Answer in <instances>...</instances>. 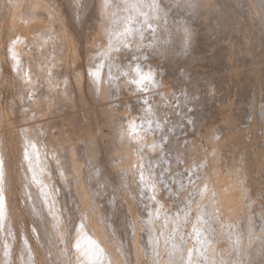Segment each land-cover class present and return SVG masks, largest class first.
<instances>
[{
  "label": "bare ground",
  "instance_id": "6f19581e",
  "mask_svg": "<svg viewBox=\"0 0 264 264\" xmlns=\"http://www.w3.org/2000/svg\"><path fill=\"white\" fill-rule=\"evenodd\" d=\"M50 1L51 2L48 3V2H46V0H0V8L5 7L8 4L10 6V8L12 9V14L14 16L12 18V21L14 23L17 22L18 17H20L21 20H23V18H25L26 21H28V23L30 25L32 23L36 27L39 24L36 22L40 21L41 15L42 16L47 15L49 17L48 25L50 24V26H46V28L44 27L43 30H40V31L37 30L36 32L39 33L38 36L36 37V39H33L34 42L30 43V44H33L34 46L36 45V47L38 46L37 52L42 51V50H40V46L46 45L47 43L45 41H47V39L49 38V34H47L48 37L46 38V33L44 32V30H47V29H50L51 27L56 26V28H58L57 30H58V34H59L58 38L61 41V44H60L59 48L57 49V51H50L49 53H45V54L43 53L44 55L49 54V60L44 59L45 61H43V63L46 65V68L43 65H40V64H42L41 63L42 60L37 61V59L35 58L36 56L34 57L35 54L27 53L23 49V43L25 42V40L27 38L25 36V32L20 33V31L18 30V33H16L17 34L16 39H13L10 41L9 46H10L11 50L9 49V52H8L9 68H10L11 72L13 73V77L15 78L16 83H17V92L15 95H17L19 97V99L21 98L22 100L26 99L25 98L26 88L28 86H30L32 88L31 83H28L30 81L25 82V76H24V68L25 67L27 68L26 69L27 70V73H26L27 76L26 77L29 76L33 80L34 79L33 77H35V75H37L36 73L40 72V74H41L42 71H43V73H46V71L51 72L52 69L54 68V66H57L59 64L60 60H62V58H63L62 57L63 54H66V53H63V51H62L63 54L60 57V53H61L60 51L62 50V48L65 49L66 51L69 50V47L71 48L72 59H75V57L78 55V52L82 46V44H81L82 39L78 34L79 33L78 16H79L80 11L81 12L91 11L92 12L93 17H92L91 21L94 24L96 23V25L100 28L98 30L101 32V36L100 35H98V36H99L100 40L103 41V43L110 45V47H112V48L119 47V49L121 51L123 50L126 53H129L132 55L136 52L137 49L141 48L142 42L144 41L143 37L145 35H147L148 30L150 28H152V30H151L152 39H151V41L148 40V42H149L148 48H150V50L153 51L154 53H156L157 55H161V56H165L167 54L169 55V54L174 52V53H179V54L180 53L181 54L187 53V57L188 56L192 57V54H194V53H192V46L197 45L198 41L201 39L200 38L198 40V38L200 37V36L198 37L199 31H198V28L193 25L194 23H192V20H187V19H183V18L177 22L174 20V18L171 15V12H170V5L168 4L169 1H167V0H109L107 7L105 6V0H60V1H62L61 4L59 2H57L58 0H50ZM171 1H172V4L179 2L178 5L179 4L184 5L187 12L191 14L189 16V17L192 16L191 19H196L198 17L202 21V18H204V17L206 18L208 16L209 17L211 16L210 17L211 20L209 19L211 21L210 27L214 31H216L218 33V35H217V37L215 35L214 38H211L210 40H208V45H210V47L213 48L215 46V44H217V41H219V40H217V38L219 37V34L221 32H223V30L230 31L229 32L230 35L233 36V38L230 37V40L227 38L228 40L226 39V41H227L226 43L224 42L225 40H221L222 38L221 39L219 38L220 39L219 42L224 44V45H222V47L220 46L221 51L219 53V56H223L224 60H226L228 62L227 67H226V70L228 71V74H229L228 81H230L231 79L232 80L234 79L236 81V83H234V84L230 83V84L234 85L233 86L234 88L237 87L239 92H241V90H243V89L246 90L247 97H246L245 103H246L247 107L243 111L242 116L245 119V122H247L248 127L246 125V129L243 130V133H244V139L251 138V142H252L254 140V136L256 135V126H260V127L264 126V105L259 104L260 106L256 107L257 102L260 101V98L264 95V0H171ZM177 3H176V5H177ZM172 7H173V5H172ZM55 9L58 12H55ZM227 17H230V18L228 19ZM226 19H228V20H226ZM203 20H208V19H203ZM42 21H45V20H42ZM202 23H203V21H202ZM45 24H46V22H45ZM207 24H209V23L207 22ZM149 25H150V27H149ZM126 27H129L132 29L131 34L125 33ZM206 27H209V25L208 26L206 25L205 28ZM202 30H203V28H202ZM206 30H207V28H206ZM100 32H99V34H100ZM201 33H203V32H201ZM225 33H226V31H225ZM227 35H229V34H227ZM207 37H209V35ZM97 39L98 38H96V40ZM93 40H95V38ZM204 40H206V38ZM202 41H203V39H202ZM202 41H201V44H202ZM99 42L97 44L101 43V42L100 43ZM206 42H205V45H206ZM103 43H101L100 45H102ZM126 45H127V47H126ZM208 45H206V46H208ZM93 47L94 46H91V45L87 46V44H85V49L87 51L92 50ZM43 48H45V46ZM45 50H47V49H45ZM216 50H218V49H216ZM197 52H198V50H197ZM41 54H42V52H41ZM211 54H213V53H211ZM211 54H210V56H211ZM215 55H216V52H215ZM182 56H184V55L182 54ZM210 56H209V59H210ZM38 57H39V54H38ZM206 57H208V56H206ZM218 59H221V58L218 57ZM47 61H49V62H47ZM103 64H104V62H102L101 65L99 64L100 66H97V67L95 66V68H92V66H91V68L87 70L88 71L87 72L88 77H87V81H86V86L88 88V92H89L88 94H90V96H91V101L93 102V105H95L96 106L95 108L98 109V110H96V113L100 112L98 114H100L101 118H102V122H100L101 120L98 121L97 119L94 118L96 125H98L97 121L100 122L98 126H101V127L107 126V129L109 128V132L107 131L108 134L106 135L107 141H105L104 139H100L96 133L93 135L86 133V137L84 140V146L82 147V149H79V150H81V152L84 153V154L82 153V155H84L83 160L86 158L85 163L88 162L87 163L88 165H85V168H86V166L92 167L90 174L93 176V178H95L94 175L98 176V174L100 173L101 168H102L101 165L103 166L104 161H105V159H104V161H102L104 158L103 157L104 155L102 156L103 158L100 157V154L102 153V151H105L107 154H109L107 162L113 168H114V164L117 163V161H118V160H116L117 158H119V161H120L121 160L120 158H122L121 155H126L128 152L132 153V151L134 149L136 150L135 153L139 156L141 163H144V161L150 160V151L151 150H153V151L159 150V153L163 154V157L168 159V160L169 159L177 160V159H182L185 157H188V158L191 157L193 164L198 165V174L201 176V177L200 176L199 177L202 180V182H201V180L199 179V181L201 182L200 184L201 185L204 184L206 186V190H205L206 192L205 193L208 194V195H206V199L203 200L201 205L197 202L200 205L199 208L197 206V210H199L197 213V218L199 220L198 225L195 223L196 224L195 227H197L198 239L195 241V243H193V245L191 244V246L183 247L184 245H182L183 243L181 244L180 241H179V243L175 242V239L177 236L173 235L174 237H171L170 240L167 241V243L164 246V249H162L163 251L161 253H159L160 256L156 255L158 253V251H157V253H155L156 258L153 257L154 260H152V259L151 260L154 262L153 264H217V262H218V264H225L227 261V258H225V256H223V255H219L218 257H216L214 254H212L213 252L210 248V246L213 244H211L209 246V240L213 236H215L217 233L220 232L219 234H221V231H222V226L219 224H218L219 226H217V222H218L217 220H219V219H217L218 216L221 215V217H222L221 220L223 221V219H224V223L234 226V228H235L234 229L235 230L234 235L237 237L235 240H238L240 242L242 238L247 239L250 237L253 238V236H257L253 233V231H252L253 229L251 227H249L247 229L248 225L252 226L250 223H247V225H246V223L243 224V222H246L247 218L248 219L250 218L248 216L249 215L248 213H250V212H247V211H250V209L247 210L248 208H250V206H248V208H247V205L245 204L246 201L248 200L247 199L248 194H246V190L248 187H247V184L245 183V181H246L245 177H244L245 179L243 180V177L235 175L236 173H238L235 171H240V169L245 166L244 164H242L243 159L239 162V159L235 160L232 157H229L228 153H225L227 147L233 145L238 140V138L240 137V134L237 132L236 129H234L235 128L234 124L232 123V125H229L227 121H226L227 123L224 124L221 121L223 124L213 127V125L211 126L210 121L208 123H205L204 119L199 114H197L195 112H193V113L189 112L193 117H192L191 123L189 122L188 125H190L191 128L197 129L198 133L202 137H204L208 141V143H210V144L212 143L211 147H209V150L207 149L201 154L200 153L201 151L199 152V150H201V149L196 148L194 144L191 145L189 143L187 145H184V144L182 145V143L179 140L169 138L170 136L166 131L164 133L165 135H163V136L167 137L169 140L167 139L168 140L167 144L163 145V143H162L163 141L161 142L158 138H156V135L154 136L150 133H152L151 131H153V133L155 132V134H156V132H161V134H163L162 132H164V129L167 126V121H168L167 115L169 113L174 114L176 110L180 109V107H177V106H176V108L169 106L170 108H167V109H164L163 107L162 108L159 107L162 104V102H165L166 98L168 97V92H167L168 90L166 91V89H170V88L165 89V88H163L164 86L162 87V81H163V80H161L162 78L158 77V74L155 72V68L151 67L150 65L149 66H142L141 64L135 63V65L133 64L132 67H130V68L124 66V70L127 69L130 73L128 72L129 73L128 75H124V76H126L124 79L122 78V80H120L121 79L120 78L119 80H117V79H115V77L117 78L116 75H118V74H113V72H112V67H114L113 66L114 62H113V64L107 63V65L109 64L108 66L106 64H105L106 66H103ZM117 64H119V63H117ZM102 66L106 67V68L102 69ZM115 66H116V64H115ZM137 66H139V69H140L142 74L148 73L149 71H151V73L153 75V81H152V83L147 85L145 92H147L146 90H148V88H150L148 91H150L151 88H154L155 89V95H152L153 93H149V94L147 93V95H145V93L140 94V91L138 90L139 87L136 84L132 83L133 80L138 79L137 73H136ZM97 69L100 70L99 77H95L93 75V73H95L97 71ZM44 70H46V71L44 72ZM124 72H126V71H124ZM126 74H127V72H126ZM41 76H42V74H41ZM37 78H38V76H37ZM80 78L81 77L77 74V78L75 79V91L71 90L70 85L68 84L67 80H65L64 83L59 82L60 85L61 84H63V85L57 86V88H56V86H55V88H53L54 86L49 84V86H48L49 88H47L48 90L45 89V91L41 92L38 95L36 101H34L30 104L32 107V110L30 112L31 114L28 117L27 121H31V123L26 124L24 122V121H26L25 118H22L24 120V121L22 120V122L25 124L18 125V127L16 128V132L13 131V132H15L14 138H13V136L8 137L7 133H5L7 131H4L5 128H4V130H2V127L0 128V225L5 224V226H6L5 230L8 229V231L7 230L6 231L9 232L10 229L11 230L14 229L15 223H17L16 221H18L20 218L22 219L23 213L26 210V212H29L28 214L32 215V217H33L32 219L36 218L38 220L35 225L33 224L34 227L36 228V229H34V230H36V235L35 234L33 235L30 232V236H32V238L34 237V239L38 240V241H35L33 239L35 242H40L41 241L40 239L42 238V236L46 237L52 231H54V233H55L52 236L57 235L58 239L59 238L61 239L58 241H62V239L66 238L68 234L71 236L72 248L74 250V252H73L74 253L73 254V263L74 264H123V257H122V251H121L123 248L120 250V248L117 246L120 244L115 243L117 241V239L115 238L114 233L111 232L112 235H114V236H112L111 234H109L110 233L108 231L109 229L106 230V228H108V226L104 228L102 226V224L101 225L99 224V226H98V224L96 225L94 223L95 221L92 222L97 214L94 215L95 217L92 215L94 218L92 217L93 219L91 218L92 219V221H91L89 219L91 217V214H90V217H89V215H87V213L91 212V211H89V209H88V212H86L87 209H84L86 204L84 207L82 206L83 204L82 205L79 204L80 206H82L80 209V206L78 205L79 202L77 200L76 201L78 203H76V206H79L78 209H80L83 212L82 214L87 218L82 217L83 215L81 217H78L77 219L75 217H73L72 212H74V211H72L73 208L70 205H71V203L74 202V200L71 201L70 203H68V201H67L68 198H66L65 195H63V193L60 190L62 186L64 189H65V187L69 188V186H68L69 182H67V180L72 178V176H73V175L71 176V174H70L71 177L66 180V177H69V173L72 172V174H73V170L75 173V172L79 171L78 169H77V171H75L76 168L80 169V167H77V164H78V163H76L77 160L73 159V157L75 158V156H76V155L73 156V153H74L73 148L74 147L70 148L73 145H71V146L69 145L70 147H68V145H67V147L70 149H68L66 146H65L66 148L62 147V149L54 148L55 145H53L54 146L53 147L52 143H50V145H48L47 142L46 143L42 142L40 140L38 134H37V130L39 129L37 126V122H40L44 118L48 117V114L50 113V110L52 109L51 103H55L57 105H64L66 102H70L71 111H72L71 115L67 118V121L70 123V124H68L70 131L68 133L66 132V137L68 135V138H69V136H74L77 134V132H75L76 130H74V125H75L76 121L78 123V115H76V113H75V108L81 107V109H87V107H88V106H84V105H75L77 103L73 104L74 98H77L78 101L81 102L86 97L82 93V86H83L82 84L83 83H82V80ZM43 79H46V77ZM210 79L211 78H209V77L208 78L202 77V79L198 78L197 80L190 82V84L192 85L191 90H189L188 87H186V89L184 90L185 91L184 100L185 99H189V100L193 99V102L191 103V107L196 103L197 100H199V97H197V96H199L198 87L201 84L205 85L206 93H207L209 100H211L213 98L214 93H213L212 83L210 82L211 81ZM29 80H31V79H29ZM49 80L51 81V79H49ZM232 80L230 82H232ZM39 81H41V79ZM43 81L44 80H42L41 82H43ZM45 83H47V82H45ZM50 83L53 84L54 82L51 81ZM128 85H130V91H129L130 95L131 94L133 95L134 90H135V95H133V96L131 95L130 100L136 99L138 101V104L136 103V101L133 102L134 100L129 101V102L130 103L131 102L136 103L139 106L141 113L144 114V116H146L145 117L146 121L140 123L141 124V126H140L136 122V120H135L136 118L135 119L133 118L131 121L128 122L127 127L125 128L122 126V124L116 123L114 121L115 117H116V114H115L116 110L114 111V110H111L108 108L109 105H111L113 102L112 103L110 102V104L108 105V103H106V101H107L108 97L111 99L113 98L112 93L116 92L118 88H122V87L129 88ZM231 85H230V87L232 88ZM43 86L44 87L46 86L44 84V82H43ZM122 90H124V89L122 88ZM137 90L139 91V93L138 92L136 93ZM123 92H120V94ZM127 92H126V95H127ZM234 92H235V90H234ZM150 94H151V96H149ZM161 94L163 97L159 98V95H161ZM110 95H111V97H110ZM126 95L124 97H126ZM90 96H89V99H90ZM127 98H128V95H127ZM140 99L141 100L144 99L145 101H147V103H145L144 100L141 101ZM178 100L181 101V98H178ZM110 101H112V100H110ZM33 103H35V105ZM127 104H128V101H127ZM214 104H217V102H215ZM88 105H89V103H88ZM90 105H92V104H90ZM107 105H108V107H107ZM135 106H133L134 109H135ZM55 107H57V106H55ZM158 108H160V110H158ZM129 109H128V111H129ZM89 110H90V108H89ZM132 111H133V108L130 110L131 114H132ZM51 113H53V112H51ZM190 114H188V116H190ZM21 115L22 114H20V116ZM118 115H120V114H118ZM53 116H54V113H53ZM57 116H59V115H57ZM52 117H49V118L51 119ZM98 117H99V115H98ZM134 117H136V116H134ZM189 118H191V117H189ZM129 119H130V117H129ZM230 119H231V117H230ZM142 120L143 119L141 118V121ZM2 121H3V119H2ZM2 121H1V113H0V126L2 125L1 124ZM47 121H48V119H47ZM184 122H186V121H184ZM40 123H42V122H40ZM133 123H135V126H136L135 131H133L130 127V125ZM83 126H85L84 128L87 130L88 124L87 125L83 124ZM43 127H44V125H43ZM78 128H81V130L83 131V128L81 126ZM14 129L15 128H13V130ZM78 132H80V129ZM220 132L223 133V135L221 134L222 135L221 138L219 135ZM64 133H65V131H64ZM147 133H149L150 135H147ZM216 133H217V135H216ZM157 134H159V133H157ZM10 135H13V134H10ZM61 135L63 136L64 134L61 133ZM215 135H216V137H215ZM218 135H219V138L217 137ZM52 140L53 139H51V141L50 140L49 141L52 142ZM59 140H61V139H59ZM65 140H66V138L64 139V141ZM58 142H61V141H58ZM53 143H56V142L54 141ZM57 145L59 146V144H56V147H58ZM60 146H62L61 143H60ZM194 148H196V150H194ZM234 148L236 149V147H234ZM131 149H133V150L131 151ZM186 149H189V151L186 152L185 151ZM74 150L77 151L78 148H76ZM167 152H168V156L166 155ZM127 155H128V157L127 156H124V157L125 158L127 157V160H128L130 156H129V154H127ZM68 156H70V158H69L70 161L67 158ZM14 157H17L19 162H17L14 159ZM105 158H106V156H105ZM230 159H233V160H230ZM124 160L122 159L121 161L123 162ZM225 160H230L231 161L230 164H227V163L225 164ZM124 162H126V161H124ZM128 162L130 165V161H128ZM128 162H126V164H128ZM221 162L224 163V166H223V163H221ZM232 162H233V164H232ZM254 162H258V160L255 159ZM79 163H81V162H79ZM123 164H125V163H123ZM123 164H121V165H123ZM126 164H125L126 167L125 166L124 167L126 168V170H129V167ZM79 165L83 166V163L79 164ZM118 166H119V164H118ZM118 166H116V167H118ZM104 167L102 168L103 172H104ZM119 167H122V166H119ZM119 167H118V169H120V171L123 170ZM224 167H226V168H224ZM234 167H235V170H234ZM126 170H125V173H126ZM83 171H84V169H83ZM135 171H136V169H135ZM122 172L124 173V170ZM234 172H235V174H234ZM123 173H122V175H123L122 178L125 176ZM127 173H130V172H127ZM150 173H151L150 171H147V169H143V168L140 171V181H138V182L135 181V183L137 182L136 183L137 184L136 185L137 193H139V194L141 193V190H140L141 187L147 188L146 191L153 188L152 187V186H154L153 181H152L153 177L150 175ZM104 174H106V173H104ZM76 175L74 177L78 178L80 174L78 175V177ZM85 175L86 174H83V176H85ZM89 175H87V176H89ZM91 175H90V177H91ZM108 175L110 176V174H108ZM142 175H143V179H142ZM241 175H242V173H241ZM55 176L58 178V180H59L58 182L55 181L57 178L54 180ZM129 177H130V175H129ZM108 178H110V177H108ZM74 179L72 178V180H74ZM106 179H107V176H106ZM123 179H125V178H123ZM127 179H128V177L126 178V180ZM76 180H80V178L76 179ZM110 180H111V178H110ZM126 180H124V181H126ZM153 180H154V178H153ZM87 181L88 180H86V182ZM101 181H103V180H101ZM131 182H129V183L132 184ZM154 182L156 183V181H154ZM76 183L78 184V182H76ZM83 183H84V181H83ZM129 183H127V184L125 183V184L128 185ZM90 184H92V183H90ZM97 184L101 185V183H99V181ZM87 185H88V183H87ZM87 185L85 184V186H87ZM100 185L98 186L97 189H96L95 185L93 186V188L96 189V193L97 192L98 193L104 192L103 189H101ZM110 185H111V183H110ZM116 185H118V184H116ZM122 185H123V183H122ZM71 186H72V184H71ZM81 186L82 185H79V187L81 189H83V187H81ZM113 186L114 185H112L111 187H113ZM125 186H124V188H125ZM55 187L60 188L59 189L60 191H56ZM63 188H62V190L66 191ZM76 188H77V186H76ZM80 188H77V190L79 191ZM89 188H91V187H89ZM126 188H127V186H126ZM95 189H90L89 191L95 190ZM127 189H129L128 190V193H129V191H131L129 188V185H128ZM132 189H134V188H132ZM236 189H238V191H240V192H237ZM74 190L75 189H73V191ZM86 190L87 189L84 188L82 191H86ZM142 190H144V189H142ZM73 191L70 194L77 195V197L75 196L76 199L82 200V198H84L83 199L84 202L83 201L82 202L83 203L87 202V201L85 202V198H86L85 194H82L83 196H81L82 198H80V197H78V195H79L78 191H77L78 194L77 193L75 194L74 193L75 191L74 192ZM150 191L151 190H149L148 192H150ZM119 192H120V190H119ZM144 192H142L143 194L142 193L141 194L145 195ZM18 193L21 196L20 199L22 200V202L24 201L23 202L24 207H25L24 209H21L20 204L17 203L15 200V196ZM66 193H67V191H66ZM81 193H80V195H81ZM91 193H93V192L91 191ZM94 193L92 196H94ZM109 193H110V191L108 192V195H109ZM117 193H116V195H117ZM128 193H127V195H129L133 192L131 191V193H129V194ZM104 194H105V192H104ZM104 194L103 195L101 194V195L104 196ZM152 194L150 193V195H149V193H148L147 195H149L151 197ZM86 195L89 196V201H94V199L90 200V198H92V196L89 195V193H86ZM96 195H99V194H96ZM108 195H107V198H108ZM110 195H111V193H110ZM124 195H125V193H124ZM136 195L137 194L135 192V196ZM138 195H137V197H138ZM246 195H247V198H246L247 200L245 199ZM67 196H69V195H67ZM70 196H72V195H70ZM115 196L113 198L117 197V196L116 197ZM129 196L131 197V195H129ZM155 196L156 195H154V197ZM128 197L126 196V198H128ZM156 197H158V196H156ZM100 198H102V197H99V201H101ZM110 198H111V196H110ZM110 198H108V200H106V199L105 200L108 201V203H110L109 202ZM121 198H123V197H121ZM126 198H124V199H126ZM162 198H164V197H162ZM124 199H123V202H124ZM150 199H152V198H150ZM180 199H182V198H180ZM106 201H104V202H106ZM114 201H115V199H114ZM127 201H128V199H127ZM127 201H125V202H127ZM159 201L160 200H158L156 202H159ZM96 202L98 203V201H96ZM131 202H129V203L131 204V207H132V203L134 205L135 201L132 203ZM137 202H138V200H137ZM156 202L155 203L153 202L154 203L153 207H155ZM248 202L250 203V200H248ZM90 204H92V203H90ZM112 204H110V205H112ZM130 204H128V205H130ZM95 205H97V204H95ZM106 205L107 204H105V206ZM128 205H126V207H128ZM76 206L74 205L73 207H76ZM124 206H125V204H124ZM146 206H147V204H146ZM150 206L152 207V204H150ZM93 207H95V206L93 205L92 208ZM99 207H100V205H99ZM99 207H98V209H99ZM126 207L124 208L125 210H126ZM165 207H163V208H165ZM193 207H195V206H193ZM76 208L74 209L75 211H76ZM129 208L130 207H128V209L126 211L130 210ZM104 209H106V208H104ZM113 209H115V208L113 207ZM132 209H131V211H132ZM140 209L138 211L139 213L142 212V210L140 211ZM215 209H216V211L214 212ZM93 210L94 211L96 210V212H98V210L95 208L92 209V212H93ZM197 210H196V212H197ZM81 211H80V213H81ZM121 211H122V209H121ZM135 211L133 212L134 215L136 213ZM100 212H102V211H100ZM105 212H106V210H105ZM153 212H155V211H152V213L149 215V217L147 215L148 219H147V221H145L146 219L144 220L145 224L142 223V225H145V232H144V235L142 236V238L140 239V241L138 240L139 243L132 241V242L136 243V244L135 243L134 244L138 247V249L136 248V246H134L133 243L130 247L126 246L127 247L126 252H128V250H129L128 248H131V247L136 248V249L132 248L133 252H134V254H133L134 259L136 257L135 254L138 256V255H141L142 253H146L147 251L150 252V250L153 248H154V251L153 250H151V251L155 252L156 251V249H155V244H156L155 237L158 234H161V236H163V238H164V236L166 237V232L168 229H176L177 230V228L181 225L183 217H184L183 212H179L175 216L173 214H172V216L169 215V216H167V219L163 218L164 220H166L165 224H164V228H160L158 226L160 229H157L156 228L157 226L154 225L155 224V222H154L155 221L154 220L155 215ZM157 212H158L157 214H159V211H157ZM110 213H112V212H110ZM115 213H117V211ZM192 213H194V212H192ZM93 214H94V212H93ZM98 214H99V216L97 215L98 217H96L95 220H98V218L101 216L99 212H98ZM122 214H124V213H122ZM125 214L129 216V214L131 215L132 213L128 212V214H127V212H126ZM109 215H111V214H109ZM114 215H111V216H114ZM76 216H78V215H76ZM191 216H192V214H191ZM29 217H30V215H29ZM133 217L131 216V219H130L131 221L135 220V219H133ZM74 218L76 219L75 222H73ZM110 218L111 217H109V219ZM245 218H246V220L244 221ZM157 219H158V216H157ZM47 220H49L51 222V226L46 225ZM110 221H112V220H110ZM184 221H185V219H184ZM248 221L250 222V220H248ZM31 222H32V220H31ZM100 222L102 223V220ZM103 222H105V221H103ZM114 222H116V221L114 220ZM132 222H134V221H132ZM96 223H98V222L96 221ZM110 223H112V222H110ZM262 224H264V223H262ZM49 225H50V223H49ZM133 225L137 226V223L132 224V226ZM142 225L141 226L139 225L140 226L139 229L142 228ZM156 225H158V224H156ZM115 226H117V223H116V225H114V227ZM125 226H128V225L126 224ZM130 226H131V224H130ZM132 226H131V229H132ZM110 227H112V226H110ZM119 227H120V225H119ZM243 227H244V229L246 227L247 231H245L243 229ZM134 228H133V230H135ZM136 228H138V227H136ZM139 229L137 230L138 232H139ZM194 229H196V228H194ZM223 229H224V227H223ZM14 230H16V228ZM34 230L32 231L33 233H34ZM16 231L14 232V234L16 233ZM19 232H21V231H19ZM23 232H24V230H23ZM23 232H21V235L23 236V240L21 241V243L18 241L20 245L17 243L16 244L18 245L19 248H22V252L24 251V252H26V254L23 257L20 255L22 258H21V260H18V261L20 262V264H25V262L27 264L29 262L31 263V258H32V261H34V259H36L39 255L36 254V251H35L36 249L34 247L32 248V246L35 242L33 241L34 243L31 244L32 241L29 240V237L27 235L29 232L28 231H25L28 233H23ZM136 232L134 231V235H136L135 234ZM228 232H230V231H228ZM123 233H124V231H123ZM170 233H171V231H170ZM186 233H188V232H186ZM131 234H129L128 236H130ZM245 234L248 237L247 236L244 237ZM167 235H169V234L167 233ZM249 235H250V237H249ZM16 237L18 238V236H16ZM110 237H111V239L112 238L116 239V241L113 240V241H115L114 243L116 244V246L113 245L114 243L111 241ZM120 237H121V234H120ZM120 237L118 235L117 238L120 239ZM5 238H4V240H7L6 243L5 244L1 243L2 246L4 245L3 248H1V249H3V251H1V253L3 252L2 253L3 256L1 254L2 257H0V258H2L1 263L2 264H11L9 259H10V256L12 254H10V251H11V246H12L11 244H13L14 241L12 240L13 239L12 237L8 236L7 239H5ZM129 238L130 237H128V239ZM133 238H134V236L132 237V239ZM219 238H220V236H219ZM219 238H217V239H219ZM251 238L248 239L250 241V243H252ZM68 239H70V238H68ZM167 239H168V237H167ZM214 239H216V237ZM245 239H242V240H245ZM14 240H16L15 242H17L16 238ZM51 240H53V239H51ZM51 240H49V241L51 242ZM129 240H131V238ZM134 240H136V239H134ZM120 241H118L117 243H119ZM128 241H126V243ZM48 242H46V243H48ZM53 242H54V240H53ZM53 242L49 243V244H53ZM239 242H238V244H239ZM241 242L246 243V241H241ZM241 242H240V244H241ZM56 243H58V242H56ZM224 243H226V241ZM121 244H124V243H121ZM130 244H131V242H130ZM77 245H79V247H77ZM38 246L42 247L41 245H38ZM66 246L68 247V245H66ZM123 246L124 245H122V247ZM159 246H161V245H159ZM221 246H224V245H221ZM243 246L244 245H242V248H243ZM35 247L37 248V246H35ZM39 247H38L37 251H39ZM50 247H52V245ZM114 247L115 248L118 247L117 249H119L120 252H119V250H117L118 251L117 252ZM234 247L237 248L236 246H234ZM252 247L254 248V250H251V249H253V248H251L250 249L251 253H250V251L249 252L247 251V253H250L251 259L254 257L253 255H256L257 253H259V249L257 247H255V246H252ZM47 248L48 247L46 246V248H44L43 251H45V249L47 250ZM60 248L59 249L62 251V253H64V256H65L66 252H63L64 250H62V247H60ZM242 248H240V246H239V249H240L239 251L245 250V247L243 249ZM246 248H248V247L246 246ZM55 249H52V251L54 252ZM132 249H130V250H132ZM223 249L224 248H222L221 250H223ZM225 249H226V247H225ZM56 250H58V249H56ZM248 250H249V248H248ZM66 251H68V250H66ZM45 252H48V251H45ZM133 252L130 251V254ZM242 252H244V251H242ZM54 253H56V252H54ZM245 253H246V251H245ZM34 254H36L35 256H37V255L38 256L33 259L32 256ZM41 254H42V252L40 253V255ZM68 254H70V253H68ZM128 254L129 253H127L126 256ZM189 254H191L192 257L189 256ZM45 255H46V253H45ZM58 255H60V254H58ZM194 255L196 256L195 258L193 257ZM41 256H43V254ZM157 256H159V257L157 258ZM53 257H56V256H53ZM127 257L126 258L124 257V258L127 259ZM171 257H172V259H171ZM188 258H190V261L188 260ZM192 258H194L195 261H194V259L192 260ZM136 259H137V257H136ZM157 259H158V261H157ZM38 260H39V258H38ZM61 260H62V257H61ZM139 260H140V258H139ZM151 260H149V262ZM63 261H65V258L63 259ZM63 261H62V263L64 264ZM126 261H129V258ZM239 261H238V263H241V260H239ZM14 262H15V260H14ZM37 262H39V261H37ZM37 262H35V264ZM41 262L43 263V261H41ZM133 262H135V261H133ZM191 262H194V263H191ZM16 263L18 264V262H16ZM13 264H15V263H13ZM60 264H61V262H60ZM229 264H231V263H229Z\"/></svg>",
  "mask_w": 264,
  "mask_h": 264
},
{
  "label": "rangeland",
  "instance_id": "374dc122",
  "mask_svg": "<svg viewBox=\"0 0 264 264\" xmlns=\"http://www.w3.org/2000/svg\"><path fill=\"white\" fill-rule=\"evenodd\" d=\"M167 1H169L168 4L170 5V12H171L172 17L174 18V20L176 22L177 21H180L182 18L183 19H187V20H192V23H194L193 25L198 28V31H199L198 32V37L200 36L198 38V40L200 38L201 39L198 41V44L197 45H195V46L193 45L192 46V53H194V54H192V57H189V56L187 57V53H182L184 55V56H182L181 53L179 54V53H174V52H173L174 54L171 53L169 55L167 54L165 56H161V55H157L156 53H154L153 51H151L150 48H148V43H149L148 40L151 41V39H152V32H151L152 28H150L148 30L147 35H145L143 37V40L144 41L142 42L141 48L137 49L136 52L134 51L135 53L133 55L132 54H129V53H126L123 50L121 51L119 49V47L112 48V47H110V45H107V44L103 43L102 40H100V38L98 36V35L101 36V32L98 30L100 28L96 25V23L94 24L91 21L92 20V17H93L92 16V12L91 11H89V12H84V11L81 12L80 11L79 16H78V21H79V33L78 34H79V36L82 39L81 40L82 46H81V48H80V50L78 52V55L75 57V59H72L71 48L69 47V50L68 51H66L65 49L62 48V50L60 51L61 52L60 53V57L62 56L63 53H66V54H63L62 57L63 58L65 56L66 57L64 59L62 58V60H60L59 64L57 66H54V68L52 69L51 72H47L46 70H44V72L46 71V73H43V71H42L41 72L42 76H41L40 72L36 73L37 75H35V77H33L34 78L33 80L29 76L26 77L27 76L26 75V73H27V70L26 69L27 68L25 67L24 68L25 82L30 81L28 83H31V86H32V88L30 86H28L26 88V95H25V98L26 99H24L25 101L22 100L21 98L19 99V97L17 95H15L16 92H17V83H16L15 78L13 77V73L11 72V70L9 68V59H8V52H9V49H10V46H9L10 45V41L13 40V39H16V35H17L16 33H18V30L20 31V33H24L25 32V36L27 38H26L25 42L23 43V49L27 53L35 54L34 57L36 56L35 58L37 59V61L38 60H42V62H41L42 64H40V65H43L46 68V65L43 63V61L49 60V54L48 55L46 54L48 57L46 55H44V54L45 53H49L50 51H57V49L59 48V46L61 44V41L58 38V35H59L58 34V30H57L58 28H56V26H54V27H51L50 29L44 30V32L46 33V38L48 37L47 34H49V38L47 39V41H45L47 43L46 44L47 46L44 45L45 48H43L44 46H40V50H42V51L37 52L38 46L36 47V45L34 46L33 44H30V43L34 42L33 39H36V37L38 36L39 33L36 32L37 30L40 31V30H43L44 27L46 28V26H50V24L48 25V23H49L48 22L49 17L47 15L46 16H44V15L42 16L41 15L40 16V21L39 22H36V23H39V24L35 27L34 24L31 23V25H30L28 23V21H26L25 18H23V20H21L20 17H18L17 22L14 23L12 21V18L14 17L13 14H12V9L10 8V6L8 4L5 7L0 8V113H1V121L3 119V121L1 122L2 125L0 126V128L2 127V130H4V128H5L4 131H7L5 133H7L8 137L13 136V138H14L15 137L16 128L18 127V125H23L25 123L26 124L31 123V121H27L28 120V117L31 114L30 112L32 110V107H31L30 104L32 102L36 101L38 95L41 92L45 91V89L49 88L48 87L49 84L50 85H53L54 86L53 88H55V86L57 88V86L63 85V84L60 85L59 82L60 83L61 82L64 83L65 80H67L68 84L70 85L71 90L72 91L73 90L75 91V79L77 78V74H78L81 77L80 79L82 80V83H83L82 84L83 85L82 86V93L86 97L81 102L78 101L77 98H74L73 104L77 103L75 105H84V106H88V107H87V109H81V107H76L75 108V113H76V115H78V123L76 121V123L74 125V130H76L75 132H77V134L74 135V136H69V138H68V135L66 137V132L68 133L70 131V128H69V125H68L70 123L67 121V118L72 113L70 102H66L64 105H57L55 103H51L52 104V107H51L52 109L50 110V113L53 112L54 113V116H53V113H51L52 115L49 113L50 115L48 114V117H46L42 121H40L42 123L37 122V126L39 128L37 130V134H38L40 140L42 142H44V143L47 142L48 145H50V143H52V146L55 145V147L53 146L54 148H60V149H62V147L63 148H66L67 145H68V147H70L71 145H73V146L70 147V148H73L74 147L73 148V152H74L73 153V156H75V155L76 156H75V158L73 157V159L77 160L76 161V163H78L77 164V167H80V169L79 168H76V170H75V171H77V169H78L79 171H77V172L74 173V170H73V174L71 172V173H69V177H66V180L68 178H70L72 175H73L72 178L73 179L75 178L74 180H72V178H70L71 180L70 179L67 180V182H69L68 183L69 184L68 185L69 188L68 187L67 188L65 187V189H64L63 186H62L61 189H60V188H56L55 187L56 188V191H60L61 190V192L63 193V195H65V197L68 198L67 199L68 203H70L71 201L74 200V202L71 203L70 206L73 208L72 209V211H74V212H72L73 213V217H75L76 219L78 217H81L83 215L82 214L83 212L80 209H81L82 206L84 207L85 204H86V206L88 205L87 206L88 208L86 206L84 207V209H87L86 212H88V209H89V211L92 212V209L93 208H95V209L98 210V212L101 215L98 218L99 221L98 220H95L96 217L99 216V214H98V212H96V210L95 211L93 210L94 214H93V212L92 213L91 212H88L87 215H89V217H90V214H91V217L90 218L88 217V218L92 221V219L95 217L94 215L97 214L98 216L96 215V217L93 219L92 222L95 221L94 223L96 225L98 224V226H99V224L100 225L102 224V226L104 228L108 226V228H106V230L109 229L108 230L110 232L109 234L112 235V233H114L115 238L117 239V241H116L115 238L114 239L113 238L111 239V237L114 236V235H112V236L110 235L111 236L110 239H111V241L113 243L116 241L115 242L116 244H120V245H117L120 248V250L123 248L121 250L122 251V257H123V264H132V263L133 264H153L154 262L152 260H154V258H156L155 253H157V251H158V253L156 255H159L160 256L159 253H161L163 251L162 249H164L165 244L167 243L168 240H170L171 237L177 236L176 239H175V242H178L179 243V241H180L181 244L183 243L182 244V245H184L183 247L191 246V244L193 245V243H195V241L198 239V237H197V234H198L197 233V227H195L196 224L198 225V221H199L198 218H197V213L199 211V210H197V206L199 208L200 205H201V203L203 202V200L206 199V195H208L207 193H205L206 192L205 191L206 190V186L204 184H202V185L200 184L202 182V180L200 178L201 176L198 174V165H194L193 164V162L191 160L192 159L191 157H189V158L188 157H185V158L177 159V160H171V159H169L170 160L169 161L168 159H166V158L163 157V154H160L159 153V150H154V151L151 150L150 151V160L144 161V163H141V160H140L139 156L135 153L136 150L135 149L134 150L131 149V151L133 150L132 153H129V152L127 153L130 156L129 157L130 160L129 159L127 160V157H128L127 154L126 155H121L122 158H120L121 160L122 159L123 160L125 159L124 161H126V162L130 161V165H129V162H128V164H126V162H124V161L122 162L121 160L119 161V158H117L116 160H118V161H117V163H115L116 165L114 164V168H113L107 162L108 157H109L108 156L109 154H107L105 151H102V153L100 154V157H102L104 155L103 156L104 158L102 157L103 158L102 161H104V159H105V161L107 163L104 161L103 166L101 165L102 163L100 164L102 168L105 166L104 167V172H103V169L101 168V171L98 174V176L97 175H94L95 178H93V176L90 174L92 167L86 166V168H85V165H88L87 164L88 162L86 161L87 163H85L86 158L83 160V158H84V155H82L83 152H81V150H79V149H82V147L84 146V140H85V137H86V133H88L90 135H93V134L96 133L100 139H104L105 141H107V139H106L107 136L106 135L109 132V128L107 129V126H105V127L98 126L99 123L102 122V118H101V115L98 114L100 112H97L96 113V110H98V109L95 108L96 106L93 105V102L91 101V96H90V94H88L89 92H88V88L86 86V81H87V77H88V75H87V72L88 71L87 70L90 69L91 66H92V68H95V66L96 67L97 66H100L102 64V62H104L103 66H106L107 63L113 64V62H114V64H113L114 67H112V72H113V74H118V75H116L117 78L115 77V79L119 80L121 78L120 80H122V78L124 79L126 77L124 75H128L130 73L127 69L124 70V66L130 68V67H132L133 64L135 65V63L136 64L137 63L138 64H141L142 66H149L150 65L151 67L155 68V72L158 74V77L162 78L161 79V80H163L162 81V87L164 86L163 88H165V89L166 88H170V89H166V91L168 90L167 91L168 92V97L166 98L165 102H162V104L159 107H161V108L163 107L164 109H167V108H170V107L176 108V106L177 107H180V109L176 110L174 114L173 113H169L167 115V120H168L167 121V126L164 129V132H162L163 134H161V132H156V134H155V132L153 133V131H151L152 133H150V134H152L154 136L156 135V138H158L161 142L163 141L162 142L163 145H166L167 142H168V140H169L167 137H164L163 136V135H165L164 133L166 131L169 134V136H170L169 138L179 140L182 143V145L183 144L184 145H187L189 143L191 145L194 144L196 148L201 149V150H199V152L201 151L200 152L201 154L205 150H207V149L209 150V147H211V144L212 143L211 144L208 143V141L198 133L197 129L191 128V126L188 125L189 122L191 123V120H192V117H193L190 113H193V112H195V113L199 114L200 116H202V118L204 119V122L205 123H208L210 121L211 122V126L213 125V127H215L217 125L219 126V125H221L223 123L225 124L227 122H228L229 125H232V123H233L234 124V127H235L234 129H236L237 132L240 134V137L238 138V140L233 145L227 147L225 153H228V156L229 157H232L235 160L239 159V162L243 159L242 164H244L245 166L243 168H241L240 171H235V172H238V173L235 174V172H234L235 175L240 176V177H243V180L246 178L245 183L247 184V187H248L247 190H246V194H248V198H247V195H246L245 196V199L247 198L248 200H250V203L246 199L247 201H246L245 204L247 205V208H248V206H250V208L247 209V210L250 209V211H247V212H250V213H248L249 214L248 216L250 218L248 219L246 217L247 220L245 218L244 221L246 220V222H243V224L246 223V225H247V223H250L252 226L248 225L247 226V229L249 227H251L253 229L252 230L253 233L255 235H257V236H253V238H251L250 235H249V237L251 238L252 243H250V241L248 240L250 238H247V239L242 238V239H245V240H242L241 239V241H246V243L244 242L246 245L244 243H242L241 241H240L241 242V244H240V242L238 240H235L237 237L234 235V232H235L234 226L233 225H230V224L224 223V219L222 221L221 220L222 217L220 215L217 218V219H219V220H217L219 222V223L217 222V226H219V225L222 226L221 234H219L220 233L219 232L215 236H213L209 240V246L211 244H213V245L210 246V248H211V250L213 252L212 254H214L216 257H218L219 255H223V256H225V258H227V261H226L225 264H229V263H231V264H243V263L244 264H253V263L254 264H264V224H262V223H264V126L263 127L256 126V135L254 136V140L252 142H251V138L244 139L243 130L246 129V125L248 127V124H247V122H245V119L243 118L242 113H243V111L247 107L246 106V103H245V100H246V97H247V93H246V90H244V89L241 90V92H239L238 89H237V87H235L236 88L235 89L233 87L234 85H231L232 83L233 84L236 83V81L234 79L233 80L231 79L232 82H230L231 80L228 81L229 74H228V71L226 70V67H227L228 62L226 60H224L223 56H219V53L221 51L220 48L222 47V45H224V44H222V43L219 42L220 39L222 38L221 40H225L224 42L226 43L227 42L226 39L228 38L230 40V37L233 38V36L230 35V33H229L230 31L223 30V32H221V33L219 32L220 34H219V37L217 38V40H219V41H217V44H215V46L213 48L210 47V45H208V40H210L211 38H214L215 35H216V37L218 35V33L216 31H214L210 27V24H211V21H210L211 18L210 17L211 16L210 17L208 16L206 18L205 17L202 18V21H203V23H202L201 19L198 18V17L196 18L197 20L196 19H191L192 16L189 17L191 14L187 12V10L184 7V5H181V4L178 5L179 2L178 3L176 2L177 5H176V3L172 4V1L171 0H167ZM46 2L50 3L51 1L50 0H48V1L46 0ZM57 2H59L60 4L62 3V1H60V0H58ZM172 5H173L174 8L172 7ZM55 12H58V11L55 9ZM227 18L229 19L230 17H227ZM41 19L42 20H45V21H42ZM203 19H208V20H203ZM228 19H226V20H228ZM45 22H46L47 25L45 24ZM207 22L209 24H207ZM206 25L207 26L209 25V27H206L207 30L205 28ZM202 28H203V30H202ZM225 31H226V33H225ZM99 32H100V34H99ZM201 32H203L204 34L201 33ZM227 34H229V35H227ZM208 35H209V37H207ZM94 38H95V40H96V38H98L96 40L97 42L95 40H93ZM205 38H206V40H204ZM202 39H203V41H202ZM98 40L101 43H103V44L100 45L101 43ZM201 41H202V44H201ZM204 41L205 42L207 41L206 42V45H208V46L205 45V42ZM98 42L100 44H97ZM85 44H87V46L91 45V46H94V47L92 48V50L87 51L85 49ZM126 47H127V45H126ZM215 48L218 49V50H216ZM45 49H47V50H45ZM197 50H198V52H197ZM213 50L214 51L216 50L215 51L216 52V55H215V52ZM62 51H63V53H62ZM41 52H42V54H41ZM211 53H213V54H211ZM38 54H39V57L41 56L40 58L38 57ZM210 54H211V56H210ZM206 56H208V57H206ZM209 56H210V59H209ZM218 57H220L221 59H218ZM47 62H49V61H47ZM117 63H119V64H117ZM115 64H116V66H115ZM103 66H102V69H105L106 67H103ZM124 71H126L127 74ZM37 76H38V78H37ZM201 76L204 77V78H206V77L207 78L208 77L211 78L210 79L211 80L210 82L212 83V89H213V93H214L213 94V98L211 100H209V98L207 96V93H206V87H205L204 84H201L198 87L199 96H197V97H199V100H197L196 103L191 107V103L193 102V99H191V100L185 99L184 100V95H185V91L184 90L186 89V87H188V89L191 90V86L192 85L190 84V82L191 81H195L198 78L202 79ZM45 77H46V79H43ZM29 79H31V80H29ZM40 79H41V81L44 80L43 82L46 85L45 87L43 86V82L39 81ZM49 79H51V81H53L54 83L53 84L50 83L51 81ZM45 82H47V83H45ZM229 84L232 86V88L230 87ZM128 87L129 88L122 87L124 90H122V88H118L117 91L115 90L116 92H113L112 93L113 95L111 94L113 98L111 99V98L108 97V99L106 101V103H108V105L110 104V102L111 103L113 102L111 105H109V107L107 105V107L109 109H111V110H114V111L116 110L115 111V114H116V117L117 118L115 117V120L114 121L116 123L122 124V126L125 127V128L127 127L128 122L131 121L133 118L134 119L136 118L135 120L138 123V125H140V126H141L140 123L146 121L145 120V117L146 116H144V114L141 113V110H140L139 106L137 105L138 104V101L136 99H133L134 101L132 99L130 100L132 94L131 95L129 94L130 93L129 92L130 91V85H128ZM149 89L150 88H148V90ZM233 89L235 90V92H234ZM138 90H139V88H138ZM138 90L136 91V93L137 92L139 93ZM148 90H146L147 92H145V90L142 91V92L140 91V94H144L145 93V95H147V93L148 94L149 93H153L152 95H155V89L154 88H151L152 91L151 90L148 91ZM120 92H123V93L120 94ZM126 92H127V95H128V98L129 99L127 98ZM88 95L90 96V99H89V96ZM111 95H110V97H111ZM125 95H126V97H124ZM133 95H135V90H134V94ZM149 96H151V94ZM162 97H163L162 94L159 95V98H162ZM178 98H181V101L178 100ZM110 100H112V101H110ZM143 100L144 99H142L141 101H143ZM127 101H128V104H127ZM129 101H133V102L136 101L137 104L136 103H133V102L130 103ZM215 102H217V104H214ZM88 103H89V105H88ZM33 104L35 105V103H33ZM90 104H92V105H90ZM259 104L260 105H264V95L260 98V101L257 102V106L256 107L260 106ZM55 106H57V107H55ZM133 106H135V109H134ZM89 108H90V110H89ZM132 108H133V111L134 110L135 111L134 112L132 111V114H131L130 110ZM128 109H129V111H128ZM158 110H160V108H158ZM20 114H22V115L20 116ZM118 114H120V115H118ZM188 114H190V116H188ZM57 115H59V116H57ZM98 115H99V117H98ZM134 116H136V117H134ZM49 117H52V118L50 119ZM129 117H130V119H129ZM189 117H191V118H189ZM230 117H231L232 120L230 119ZM22 118H25V120L27 122L24 121ZM94 118L97 119L98 121L101 120L100 122L97 121L98 125H96V122H95ZM141 118L143 119L142 121H141ZM47 119H48V121H47ZM22 120L25 123H23ZM184 121H186V122H184ZM42 124L44 125V127H43ZM83 124L84 125H87L88 124L87 130L84 128L85 126H83ZM80 126L83 128V131L81 130V128H78ZM13 128H15V129L13 130ZM79 129H80V132H78ZM13 131H15V132H13ZM64 131H65V133H64ZM61 133L64 134L65 136L64 135L62 136ZM157 133H159L160 135L157 134ZM10 134H13V135H10ZM150 134L147 133V135H150ZM221 134L223 135V133H221V132L219 133L220 138L222 136ZM216 135H217V133H216ZM216 135H215V137H216ZM219 135L217 136L218 138H219ZM63 138L64 139L66 138V140L64 141ZM51 139H53L56 143H53L54 142L53 140H52V142H50ZM59 139H61V140H59ZM58 141H61V142H58ZM60 143L62 144V146H60ZM56 144H59V146L57 145L58 147H56ZM234 147H236V149ZM70 148H68V149H70ZM76 148H78L77 151L74 150ZM196 148H194V150H196ZM185 151L188 152L189 149H186ZM166 155L168 156V152L166 153ZM105 156H106V158H105ZM124 156H127V157L125 158ZM67 158L69 159L70 156H68ZM14 159L17 162H19L18 159H17V157H14ZM233 159H230V160H233ZM255 159L258 160V162H254ZM230 160H225V164L226 163L227 164H230V162H231ZM69 161H70V159H69ZM79 162H81V163H79ZM233 162H232V164H233ZM82 163H83V166L84 167L82 165H79V164H82ZM123 163H125L129 167V170H126V168H125L126 166ZM221 163H223V162H221ZM118 164H119V166H122L123 168L122 167H119ZM121 164H123V165H121ZM116 166H118L119 168L123 169L124 170V173L122 172L123 170L120 171V169H118V167H116ZM223 166H224V163H223ZM142 168L143 169H147V171H150L151 172L150 175L154 178V180H153V178L150 176L152 178L153 185H154V186H152L153 188L149 189V190H151L150 192H148L149 190L146 191L147 188H143V187L140 188L141 193L145 191L144 192L145 195H142L143 193L142 194L141 193L140 194L137 193V187H136V185H137L136 183L138 181H140V171L142 170ZM224 168H226V167H224ZM83 169H84V171H83ZM135 169H136V171H135ZM125 170H126V173H125ZM234 170H235V167H234ZM87 172L91 175V177H90V175ZM127 172H130V173H127ZM240 172L242 173L243 176L241 175ZM104 173H106V174H104ZM107 173L110 174V176ZM122 173L125 176L128 174L126 177L125 176L123 177L125 179L122 178V176H123ZM70 174H71V176H70ZM74 174L75 175L77 174L76 175L77 177L79 175V177L78 178L74 177L75 176ZM83 174H86V175L83 176ZM87 175H89V176H87ZM105 175L107 176V179H106V176ZM129 175H130V177H129ZM108 177H110L111 180ZM127 177H128V179H127L128 181L126 180ZM56 178L57 177L55 176L54 177V180ZM79 178H80V180H76V179H79ZM199 179L201 180V182L199 181ZM82 180L84 181V183L86 185L88 183V185L85 186V184L83 183ZM86 180H88V181L86 182ZM97 180L99 181V183H101V185L100 184H97L98 183ZM101 180H103V181H101ZM124 180H126L127 182L124 181ZM55 181L58 182L59 181L58 178ZM135 181H137V182L135 183ZM154 181H156V183ZM76 182H78L79 185H82L81 187H83V189L86 188L87 190L86 191H82L83 189H81ZM129 182H131L132 184H130ZM70 183L72 184V186H71ZM90 183H92L93 185L90 184ZM110 183H111V185H110ZM122 183H123V185H122ZM125 183L126 184L129 183L128 184L129 185V188H130V190L133 193H131V191H129V193H131V194L128 193V190H129V189H127L128 188V185H126ZM116 184H118V185H116ZM124 184L127 186V188H126V186ZM94 185L96 186V189L100 185L101 186V189H103V191L105 192V194H104L103 191H102L103 193H101V192H99V193L97 192L96 193V189L93 188ZM112 185H114V186L111 187ZM76 186H77V188H80L79 189L80 192L77 190ZM124 186H125V188H124ZM89 187H91V188H89ZM62 188L64 190H66L68 194L66 193V191H63ZM132 188H134V189H132ZM73 189H75L74 190L75 192L73 191ZM90 189H95V190H91L93 193L95 192L94 193V196H92L93 193H91V191H89ZM142 189H144V190H142ZM119 190H120V192H119ZM236 190H237V192H240V191H238V189H236ZM72 191L75 194L78 191V193H79L78 197H80V198H82L81 197V196H83L82 194H85V196H86L85 202L86 201L87 202L86 203H83L84 202L83 201L84 198H82V200L76 199L77 195L70 194ZM109 191H110L111 195H110V193L108 195V192ZM155 191L156 192L158 191V192L156 193ZM135 192H136L137 195L139 194L138 197H137V195L135 196ZM80 193H81V195H80ZM86 193H89V195L92 196V198H90V200L91 199L92 200L94 199V201H89V196H87ZM116 193H117V195H116ZM124 193H125V195L127 197L129 195H131V197L129 196L128 198H126V196L124 195ZM127 193L129 195H127ZM146 193L147 194L149 193V195H150V193L151 194L153 193L152 194L153 197H154V195H156L159 198L155 196V198L153 199L152 196L150 197ZM96 194H99V195H96ZM101 194L102 195L104 194V196H102ZM67 195H69V196H67ZM70 195H72V196H70ZM107 195H108V198H110V196H111L110 200L111 201L113 200L112 202L110 200H109L110 203H108V201H106V200H108ZM114 196L116 198H113ZM20 197L21 196H20L19 193L16 194L15 200H16L17 203L20 204L21 209H24L25 208L24 207V204H23L24 201L22 202V200L20 199ZM99 197H102V198H100L101 201H99ZM121 197H123V198H121ZM162 197H164V198H162ZM124 198H126V199H124ZM150 198H152V199H150ZM180 198H182V199H180ZM114 199H115V201H114ZM123 199H124V202L127 201V199H128L129 202H131V201L134 202L135 201L134 202V205L131 202L132 203V207H131V204L128 201L124 203L123 202ZM136 199L138 200V202H137ZM158 200H160V201L159 202H156ZM88 201L90 203H92V204H90ZM96 201H98V203ZM104 201H106V202H104ZM153 202L154 203L156 202V205L157 204L158 205L157 206L155 205V207H153L154 206L153 205L154 204ZM76 203H78V205L79 204L80 205L83 204V205L82 206L79 205L80 206V209H78L79 206H76ZM95 204H97V205H95ZM98 204L100 205L101 208L99 207ZM105 204H107L108 206L107 205L105 206ZM110 204H112V205H110ZM124 204H125V206H124ZM128 204H130V205H128ZM146 204H147V206H146ZM150 204H152V207L153 208L150 206ZM74 205L77 208L76 207H73ZM93 205L95 207L92 208ZM126 205H128V207H130L129 208L130 210L126 211L128 209V207H126ZM97 206L99 207V209H98ZM191 206L192 207L195 206L196 208L195 207L192 208ZM103 207L106 208V209H104ZM113 207L115 209H113ZM125 207H126V210L124 209ZM163 207H165V208H163ZM75 208H76V211L77 212L74 210ZM121 209H122V211H121ZM131 209H132V211H131ZM139 209H140V211L142 210L141 213L138 212ZM195 209L197 210V212H196ZM105 210H106V212H105ZM80 211H81V213H80ZM100 211H102V212H100ZM116 211H117V213H115ZM134 211L137 214L135 213V215H134L133 214ZM152 211H155V212H153L154 215H155L154 216V220H155L154 221L155 222L154 225L157 226L156 227L157 229L164 228V224H165V221H166L164 219H167V216H169V215L172 216V214H173L175 216L177 213L183 212L184 217H183V220H182L181 225L177 228V230L176 229H168L167 232H166V237L164 236V238H163V236H161V234H158L155 237V241H156V244H155L156 251L155 252H152L151 251V250L154 251V248H153V249L150 250V252H148V251L146 253H142L141 252L142 254L141 255H138V256L135 254V256L137 257L138 260L136 259V257L134 259L133 249H136V248L138 249V247L135 245L136 244L135 242H138L139 243L140 239L142 238V236L144 235V232H145V225H142V223L145 224L144 222L147 221V219H148L149 215L152 213ZM157 211H159V214H157L158 213ZM215 211H216V209L214 210V212ZM110 212H112V213H110ZM121 212L124 213V214H122ZM126 212H127V214H128V212L132 213L131 215L129 214L130 217L125 214ZM192 212H194V213H192ZM24 213H23L22 219L20 218L18 220L19 222L16 221L17 223H15L14 229L16 228L17 231L14 230V229H12V230L10 229L9 232H7L8 229H6L7 231L5 230V228H6L5 224L4 225H0V257L3 256V254H2L3 252L1 253V251H3V249H1V248H3V246H4V245L2 246L1 243L2 244H5L6 241H7V240H4V238L6 237L5 239H7V237L9 236V237H12L13 238L12 240L14 241L13 242L14 245L11 244L12 246H11V251H10V254H12L10 256V259H9L10 262H11V264H13V263L17 264L16 262H18V264H20V262L18 260H21V258L26 254V252L23 251L24 252L23 253L22 252V248H19L18 245H17V244H19V242L21 243V241L23 240V236L21 235V232H23V230H24L23 233H28L29 232L27 235L29 237V240L32 241L31 244H33L35 241H38V240L34 239V237L32 238V236H30V232L33 235L34 234L36 235V230H34L36 228L34 227V225L37 223L38 220L36 218L32 219L33 218L32 215L31 214H28L29 212H26V210H25ZM109 214H111V215H114L115 214V215L114 216H111ZM191 214H192V216H191ZM29 215H30V217H29ZM76 215H78V216H76ZM147 215H148V217H147ZM131 216L132 217L133 216L135 217V218L133 217V219H135V220H132L135 223L130 220L131 219ZM157 216H158V219H157ZM82 217L87 218L84 215ZM109 217H111V218L109 219ZM75 218H74L73 222H75V220H76ZM184 219H185V221H184ZM31 220H32V222H31ZM101 220H102V223L100 222ZM110 220H112V221H110ZM114 220L116 222H114ZM248 220H250V222ZM96 221L98 223H96ZM103 221H105L106 223L103 222ZM110 222H112V223H110ZM49 223H50V225H49ZM116 223H117V226H115L116 227L115 228L114 225H116ZM136 223H137V226L136 225H133L132 226V224H136ZM126 224L128 226H125ZM130 224L132 226V229H131ZM138 224L140 226L142 225V228H141L142 230L139 229L140 226ZM156 224H158V225H156ZM46 225L51 226V222L49 220H47ZM119 225H120V227H119ZM110 226H112V227H110ZM135 226L138 227V228H136ZM223 227H224L225 230L223 229ZM133 228L135 230H133ZM194 228H196V229H194ZM115 229L116 230L118 229L119 231L118 230L116 231ZM138 229H139V232L141 234L137 231ZM243 229H244V227H243ZM18 230L21 231V232H19ZM33 230H34V233L32 232ZM244 230L247 231L246 230V227H245ZM15 231H16V233H15L16 235L14 234ZM25 231H28V232H25ZM123 231H124V233H123ZM134 231L135 232L137 231L135 233L136 235H134ZM170 231H171L172 234L170 233ZM228 231H230V232H228ZM186 232H188V233H186ZM51 233H50L51 235L49 234L46 237L45 236H42V238L40 239L41 240L40 241L41 243L40 242H35L33 244L32 248L34 247L36 249L35 250L36 251V254H38L40 257L38 255H37L38 256L37 257V256H35L36 254H34L32 256L33 259L35 257H37V258L34 259V261H32V258H31V263L30 262L29 263L30 264H35V262L39 261L36 264H41L42 263L41 261H43L42 264H60V262H61V264H63L62 261L65 258V261L66 260L67 261L66 262L63 261L64 264H67V263L68 264L69 263L70 264H74L73 263V254H74L73 252H74V250L72 248L71 236L68 234L66 238L62 239V241H58V240H61V239L60 238L58 239L57 235L52 236V235L55 234L54 231H52ZM167 233L169 235H167ZM120 234H121V237L122 238L120 237ZM129 234H131V235L128 236ZM118 235H119L120 239L117 238ZM132 235L134 236L133 239H132V237H133ZM16 236H18V238L19 237L20 238L18 239ZM219 236H220V238H219ZM246 236L247 235L245 234L244 237H246ZM14 237L17 239V242H15L16 240H14L15 239ZM128 237H130L131 240H129L130 238L128 239ZM167 237H168V239H167ZM215 237H216V239L217 238H219V239L216 240V239H214ZM68 238H70V239H68ZM51 239H53L54 242ZM134 239H136V240H134ZM49 240H51V242ZM113 240H115V241H113ZM55 241L58 242V243H56ZM118 241H120V242L117 243ZM126 241H128V242L126 243ZM132 241H135V242H132ZM225 241H226V243H224ZM46 242H48V243H46ZM52 242H53L54 245L53 244H49V243H52ZM130 242H131V244H130ZM238 242H239V244H238ZM115 243L113 245L116 246ZM121 243H124V244H121ZM132 243L133 244L135 243L134 246H136V248H134V247L128 248L129 250L133 248L132 250H130L133 253L130 254V251L129 250H128V252H126L127 251L126 248L127 247H130L132 245ZM37 244L38 245H41L42 247H39ZM34 245L37 246V248ZM51 245H52L53 248L50 247ZM66 245H68V247ZM122 245H124V246L122 247ZM159 245H161L162 247L159 246ZM221 245H224V246H221ZM242 245H244L243 248L245 247V250L239 251L240 250L239 249V246H240V248H242ZM46 246L48 248H47V250L45 249V251H48V252L43 251L44 248H46ZM234 246H236L238 249L235 248ZM246 246L249 248V250H248V248H246ZM252 246L257 247L259 249V253H257L256 255H253L254 257L251 259L250 258V253H251L250 249L253 248ZM38 247H39V251H37L38 250ZM60 247H62V250H64L63 252H66L65 253V256H64V253H62V251L60 250L61 249ZM118 247H116V248L114 247L116 251L119 250V249H117ZM225 247H226V249H225ZM51 248L52 249H55L56 248L58 250L55 249L56 251L54 250V252H56V253H54ZM222 248H224V249L221 250ZM66 250H68V251H66ZM120 250H119V252H120ZM251 250H254V248L251 249ZM40 251L42 252L43 256H41L42 254L40 255V253H41ZM242 251H244V252H242ZM245 251H246V253H245ZM247 251L248 252L250 251V253H247ZM44 252L46 253V255H45ZM68 253H70V254H68ZM127 253H129L127 255L128 257L126 256ZM1 254H2V256H1ZM58 254H60L61 256L58 255ZM53 256H56V257H53ZM159 256H157V258ZM189 256H191V254H189ZM61 257H62V260H61ZM124 257L125 258L127 257V259H125ZM193 257L195 258L196 256L194 255ZM38 258H39V260H38ZM128 258H129V261H126V260H128ZM139 258H140V260H139ZM190 258H188L189 261H190ZM194 258H192V260ZM171 259H172V257H171ZM14 260H15V262H14ZM149 260H151V261L149 262ZM239 260H241V263H238ZM133 261H135V262H133ZM157 261H158V259H157ZM194 261H195V259H194ZM1 262H2V258H0V264H2ZM29 263H27V264H29ZM191 263H194V262H191ZM25 264H26V262H25ZM217 264H218V262H217Z\"/></svg>",
  "mask_w": 264,
  "mask_h": 264
},
{
  "label": "snow or ice",
  "instance_id": "6c2138e0",
  "mask_svg": "<svg viewBox=\"0 0 264 264\" xmlns=\"http://www.w3.org/2000/svg\"><path fill=\"white\" fill-rule=\"evenodd\" d=\"M108 3H109V0H105V6L106 7H107ZM149 27H150V25H149ZM125 33L131 34L132 33V29L129 28V27H126L125 28ZM136 73H137L138 79L133 80L132 83L136 84L139 87V91L142 92V91H144L147 88L148 84L152 83L153 75H152L151 71H149L148 73H143L142 74L140 69H139V66H137V68H136ZM93 75L95 77H99L100 70L97 69V71L95 73H93ZM145 103H147V101H145ZM130 127H131V129L133 131H135V127H136L135 123L131 124ZM142 179H143V175H142ZM154 198L155 197H153V199ZM77 247H79V245H77Z\"/></svg>",
  "mask_w": 264,
  "mask_h": 264
}]
</instances>
